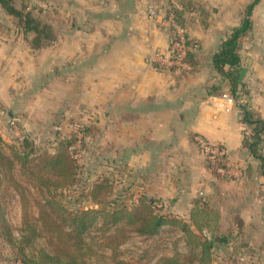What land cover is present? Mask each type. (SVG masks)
<instances>
[{"label":"crops","instance_id":"crops-1","mask_svg":"<svg viewBox=\"0 0 264 264\" xmlns=\"http://www.w3.org/2000/svg\"><path fill=\"white\" fill-rule=\"evenodd\" d=\"M48 1L61 7L73 0ZM168 1L181 0H87V108L134 113L129 119L116 115L105 121L115 129L107 132L106 142L115 143L117 156L131 164L139 192L161 198L166 208L187 217L197 198L211 199L218 189L228 196L238 185L258 190L252 168L260 161L243 143L242 105L264 119V0L255 5L252 26L239 42L237 94L212 56L241 24L252 0H202L203 15L192 30L197 65L188 74L161 61L171 48V31L165 25ZM14 4L19 7V0ZM151 8L156 15H150ZM15 20L0 3V64L5 58L11 61L28 43ZM59 43L52 48H60ZM69 58L56 54L51 62ZM197 136L222 144L228 162L240 174L232 179L218 177L208 166ZM259 201L257 212L262 208ZM257 212L255 223L262 219Z\"/></svg>","mask_w":264,"mask_h":264},{"label":"rangeland","instance_id":"rangeland-1","mask_svg":"<svg viewBox=\"0 0 264 264\" xmlns=\"http://www.w3.org/2000/svg\"><path fill=\"white\" fill-rule=\"evenodd\" d=\"M43 1L45 4L19 0V8L32 12L52 27L54 38H43V43L37 46L34 41L36 32L27 31L25 37L28 43L17 51L11 61H6L7 58L2 60L0 144H11L23 151L32 143L37 153H54L61 141L70 139L68 148L76 161V179L61 196L63 202L72 208L101 207L110 201L132 205L141 192L127 158H119L116 144L106 142L107 132L115 129L105 125V121L112 120L116 115L129 119L134 113H105L87 108V0L69 1L67 6L63 4L61 7H55L48 0ZM178 3L168 1L165 14L175 13L176 8L182 10L180 19L196 42L192 30L201 19L199 15H203V2L181 0ZM15 17L16 23L21 25L19 17ZM165 25L172 37L173 26L168 20ZM58 41L60 48L55 50L52 47ZM56 54L71 58L64 62H51V57ZM260 163L252 164L253 182L258 190H249L243 185L234 186L232 190L236 197L233 193L230 194L233 196L222 194L217 187L216 196L206 199L219 215L212 264H264V175ZM5 175L0 180L4 215L12 233L19 236L25 211L37 215L35 200L42 199L46 192L32 187L31 181L20 174L17 166L13 174L8 172ZM16 180L27 187L29 201L26 205L20 200L18 191L22 186L17 189ZM228 189L231 190V187ZM257 199L262 203L258 212L255 210L256 206H260L255 204ZM169 210L157 209L167 213ZM256 212L261 214L262 219L255 223ZM119 224L104 229L94 228L88 239L92 243L111 244L96 247H103L106 254H114L116 260L125 264H156L161 255L174 249V242L182 248L179 231L171 226H164L158 234L151 236L141 234L135 227L123 222ZM5 237L0 220V264H24Z\"/></svg>","mask_w":264,"mask_h":264},{"label":"trees","instance_id":"trees-1","mask_svg":"<svg viewBox=\"0 0 264 264\" xmlns=\"http://www.w3.org/2000/svg\"><path fill=\"white\" fill-rule=\"evenodd\" d=\"M259 0H252L245 9L241 24L234 27L231 34L221 43L212 56L217 70L227 78L231 91L237 94L240 84L241 56L238 51L239 42L252 26V11ZM6 10L20 19L24 32L35 31V45L40 46L43 38L53 39L52 27L43 23L30 11L17 7L13 0H0ZM182 10L176 8L175 15L180 19ZM176 34L173 32L171 45ZM185 60L190 67L180 68L182 74H188L196 69L197 59L194 52H188ZM158 67H165L155 63ZM228 66V67H227ZM177 70L175 65L168 66ZM213 90L217 86L213 85ZM243 120L252 127L253 133L245 135L244 146L260 160L261 173L264 175V119L256 115L246 105ZM200 147L201 143L196 137ZM69 140L60 142L56 152L37 153L34 144L30 143L21 151L11 144H0V180L17 166L20 174L25 175L32 187L46 192L42 199L35 200L37 215L25 211L20 228V235L11 231V225L4 215V207L0 195V220L5 229L6 240L17 251V258L24 264H125L116 260L115 255L106 254L103 247L111 244L92 243L88 238L94 228L104 229L120 225L135 227L136 231L146 235L158 234L164 226H171L179 231V240L182 248L177 247L169 253L161 255L156 264H212L214 260L213 248L215 246V229L218 224V212L212 208L206 199L197 198L189 211V217L181 216L169 210V213L157 211L166 208L161 198L140 193L138 200L132 205L110 201L109 204L99 207H75L66 205L62 200L65 190L76 179V161L69 150ZM224 147L222 144H220ZM205 154V153H204ZM208 166L218 177L235 178L229 173H222L213 168L209 153L205 154ZM219 157V156H218ZM218 165L227 167L223 158L218 159ZM11 178L15 179L13 175ZM17 182V183H16ZM19 189L20 200L23 205L29 201L27 187L15 181ZM168 209V208H167ZM173 213V214H171ZM99 224V225H98ZM41 239V243L38 240Z\"/></svg>","mask_w":264,"mask_h":264},{"label":"built area","instance_id":"built-area-1","mask_svg":"<svg viewBox=\"0 0 264 264\" xmlns=\"http://www.w3.org/2000/svg\"><path fill=\"white\" fill-rule=\"evenodd\" d=\"M32 1L39 4H45L43 0ZM150 15H156V11L153 8L150 9ZM167 20L169 21L170 25L173 26V31L176 34V38L172 42L169 54L166 56H162L161 61L167 66L175 65L178 69H180L181 67H190L189 62L185 60V57L188 52H193L195 50L197 42H194L191 39L188 34L187 28L178 20L174 12L168 13ZM224 95L228 96L227 93ZM245 129V135L250 137L253 133L252 127L246 124ZM197 139L201 143L202 151L205 154L209 153V156L211 157L213 163V168L218 171H221L222 173H229L234 176L240 174V171L228 162L227 151L225 147H222L219 143H210L202 136H197ZM219 158H223L226 161L227 167H222L218 165L217 162Z\"/></svg>","mask_w":264,"mask_h":264}]
</instances>
